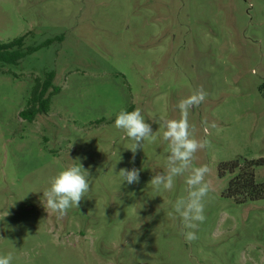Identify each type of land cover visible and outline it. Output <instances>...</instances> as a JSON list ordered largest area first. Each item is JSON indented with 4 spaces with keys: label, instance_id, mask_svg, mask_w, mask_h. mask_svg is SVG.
I'll list each match as a JSON object with an SVG mask.
<instances>
[{
    "label": "rangeland",
    "instance_id": "1",
    "mask_svg": "<svg viewBox=\"0 0 264 264\" xmlns=\"http://www.w3.org/2000/svg\"><path fill=\"white\" fill-rule=\"evenodd\" d=\"M21 36L26 47L62 40L0 72V255L11 252V264H264V198L225 197L232 174L219 172L261 160L264 183V0H0V40ZM51 71L60 92L28 122L20 113L34 78ZM201 87L207 97L189 123L210 145L193 165L211 169L215 190L189 243L168 215L187 196L185 177L171 191L149 181L168 155L159 122L178 119L179 101ZM130 108L156 132L135 153L114 125ZM77 158L90 191L57 218L43 191ZM121 168L139 169V183L123 182Z\"/></svg>",
    "mask_w": 264,
    "mask_h": 264
},
{
    "label": "clouds",
    "instance_id": "2",
    "mask_svg": "<svg viewBox=\"0 0 264 264\" xmlns=\"http://www.w3.org/2000/svg\"><path fill=\"white\" fill-rule=\"evenodd\" d=\"M206 97L207 92L203 87L199 88L179 101L178 119H162L159 122L160 127L164 129L161 139L167 142L168 155L165 171L157 172L149 181L156 191L161 189L171 191L175 179L185 177L187 196L177 199L168 215L173 219L178 216L182 220L185 230L182 234L189 243L198 239L196 230L199 224L206 220V198L215 190L211 182L206 179L211 169L207 165H193L198 150L208 147L210 141L198 140L195 137V127L189 123V113ZM114 125L117 129L123 130L127 138L134 142L129 148L133 153L137 149H143L145 141L156 139V132H153L139 108L133 111L121 110L116 116ZM210 127L216 128L217 125L212 123ZM74 161L78 163L70 164L50 177L49 187L43 191L41 202L46 212L56 214L57 218H63L72 207L79 209L80 202L90 191L89 171L79 162V158ZM118 174L122 181L129 185L139 183V169L121 168ZM12 260L11 252L0 255V264H11Z\"/></svg>",
    "mask_w": 264,
    "mask_h": 264
},
{
    "label": "trees",
    "instance_id": "3",
    "mask_svg": "<svg viewBox=\"0 0 264 264\" xmlns=\"http://www.w3.org/2000/svg\"><path fill=\"white\" fill-rule=\"evenodd\" d=\"M26 36L15 38L8 42L0 40V72L8 73L4 70L6 65H17L27 55L34 53L42 47H46L55 41L62 40L61 37L47 39L42 44L36 46H25ZM55 73L48 72L44 79L34 78V84L31 89L27 105L21 111V117L33 122L37 115L47 114L50 110L52 97L60 92V88L54 85ZM128 111H132L130 108ZM262 163L261 160H242L223 162L219 165L221 175L225 173L232 174L228 186L224 192L227 198H234L238 202L255 201L264 198V183L256 180V167Z\"/></svg>",
    "mask_w": 264,
    "mask_h": 264
}]
</instances>
